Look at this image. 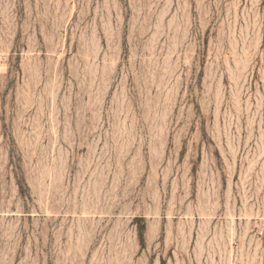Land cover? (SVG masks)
<instances>
[{
    "label": "rangeland",
    "instance_id": "obj_1",
    "mask_svg": "<svg viewBox=\"0 0 264 264\" xmlns=\"http://www.w3.org/2000/svg\"><path fill=\"white\" fill-rule=\"evenodd\" d=\"M0 264H264V0H0Z\"/></svg>",
    "mask_w": 264,
    "mask_h": 264
}]
</instances>
